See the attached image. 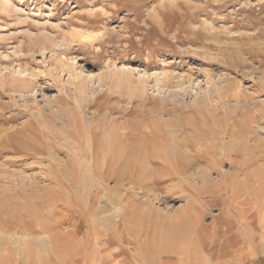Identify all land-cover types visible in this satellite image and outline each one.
Returning <instances> with one entry per match:
<instances>
[{
    "label": "rangeland",
    "instance_id": "rangeland-1",
    "mask_svg": "<svg viewBox=\"0 0 264 264\" xmlns=\"http://www.w3.org/2000/svg\"><path fill=\"white\" fill-rule=\"evenodd\" d=\"M6 133L0 264H264V0H0Z\"/></svg>",
    "mask_w": 264,
    "mask_h": 264
},
{
    "label": "bare ground",
    "instance_id": "bare-ground-1",
    "mask_svg": "<svg viewBox=\"0 0 264 264\" xmlns=\"http://www.w3.org/2000/svg\"><path fill=\"white\" fill-rule=\"evenodd\" d=\"M170 2V1H169ZM174 5V4H173ZM262 60V59H261ZM4 77V76H3ZM28 77V76H27ZM16 80H17V78H16ZM22 80V79H21ZM20 80V81H21ZM24 81V80H23ZM22 81V82H23ZM27 81H28V83H27ZM13 82H14V80H13ZM12 81H8L7 83L8 84H10L11 86H10V88H15V90L18 88L19 90H22L23 91V89L25 88V87H27V86H29V85H31V80L29 81V80H25V82H23V84H22V82L20 83V84H18V85H14V83H13ZM18 82H19V79H18ZM6 83V82H5ZM17 84V83H16ZM81 85V84H80ZM39 110L41 111V108H39ZM226 112V111H225ZM249 112V114H250V111H248ZM11 116H13V115H11ZM202 116V115H201ZM216 117V118H215ZM254 117V116H253ZM253 117H251V119L253 118ZM259 117V116H258ZM256 118H257V116H256ZM262 118V117H261ZM221 120V116L219 117V116H216V114L214 115V114H211L210 116H206V115H203L202 116V119H201V121H202V123L203 124H206V126L208 125H210L212 122H216L217 120ZM251 119H249V118H247L245 121L243 120V122L245 123V126L246 127H249V126H253V125H251L250 124V122H251ZM249 120H250V122H249ZM254 119H252V121H253ZM258 120H259V118H258ZM222 121H224V122H222ZM222 123H225L226 124V126L230 129L229 131H231V132H233V134H234V132H235V130H234V128L236 127L235 125V122H234V117H233V114L232 113H229L228 111H227V113H224L223 115H222ZM261 120H259V121H257V122H260ZM255 122V121H254ZM253 122V123H254ZM23 126V125H22ZM23 129H21L20 128V130H22V131H19L20 133L21 132H24L25 130H29V127H26L25 126V124H24V126L22 127ZM31 128V127H30ZM211 129V128H210ZM228 130V129H227ZM29 132V131H28ZM25 133V132H24ZM31 133V132H30ZM7 134V133H6ZM9 134V133H8ZM7 134V135H8ZM37 134V133H36ZM254 135H255V133H253ZM19 138V137H18ZM18 138H16V139H18ZM22 139V138H21ZM20 139V140H21ZM14 141V142H13ZM18 141V140H17ZM17 141H15V139L13 140V137H12V135H8V140L6 141V140H4V141H2V142H0V148L1 149H5V150H8V149H10V150H13V151H17V153H19L18 151H21L22 153H23V151H24V153H25V155L26 154H29V153H32V150L31 151H29V150H27V149H21L20 147H19V145H17ZM15 142H16V144H15ZM23 142H21V144H22ZM23 145H25V144H23ZM98 145V144H97ZM97 145L96 144H94V143H91V145H90V152L88 153L90 156H91V158L92 159H94L95 161H98L99 159H97L98 157H97V155H95L96 153V147H97ZM100 147V146H99ZM178 146H173V148H172V150L170 151L171 152V156L174 158V160L177 162V164H178V168L180 169V173H183V171H185L186 169H187V167H189V165L190 164H192V162H193V160L194 159H200L199 157H201L200 155H199V157H196V156H198V154L197 153H195L194 154V156L195 157H191V156H186V157H184L183 155H181V153H180V150L177 148ZM118 148H119V146H118ZM121 148V147H120ZM110 151V150H109ZM116 151H120L119 149L118 150H116ZM122 151V150H121ZM112 152V151H111ZM109 153V152H108ZM113 153V152H112ZM119 153H121V152H119ZM118 154V153H117ZM203 154V153H202ZM204 156V155H203ZM121 157H123L122 155H121ZM192 158H194L193 160H192ZM192 160V161H191ZM119 161V160H118ZM121 161V160H120ZM197 161V160H196ZM117 162V161H116ZM124 165V164H123ZM122 165V166H123ZM126 165V164H125ZM55 167V166H54ZM57 177L56 178H58V180H59V178H60V176L58 177V175H56ZM55 180V179H54ZM57 180V181H58ZM56 181V180H55ZM56 181V182H57Z\"/></svg>",
    "mask_w": 264,
    "mask_h": 264
}]
</instances>
